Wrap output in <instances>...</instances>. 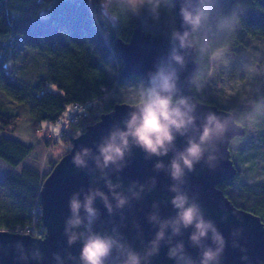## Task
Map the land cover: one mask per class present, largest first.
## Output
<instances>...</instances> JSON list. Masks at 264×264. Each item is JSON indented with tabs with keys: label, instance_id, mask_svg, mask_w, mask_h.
Instances as JSON below:
<instances>
[{
	"label": "water",
	"instance_id": "1",
	"mask_svg": "<svg viewBox=\"0 0 264 264\" xmlns=\"http://www.w3.org/2000/svg\"><path fill=\"white\" fill-rule=\"evenodd\" d=\"M176 16V31L183 34L189 32L185 47L179 46V40L172 35L146 33L137 26L128 41L116 40L124 78L132 74L139 75L144 86H151V79L161 68L166 72L174 71V98L189 97V103L195 105L193 126H189L185 136L176 134L173 145L166 155H150L135 145L129 137V148L123 159L107 167H98L95 158L99 156L98 145H101L111 132L125 129V121L129 119L135 103L116 102L110 111L102 113L98 120L86 126L72 140L70 150L54 165L51 172L43 179L39 190L41 205V222L45 233L34 236L7 229H0V264H80L79 252L81 242L78 240L68 245L64 233L65 220L69 217L68 201L72 193H80L79 199L89 189H98L107 197L112 207L107 211L99 196L94 198L93 207L98 215L91 228L94 233L106 235L123 245L118 249L113 246L112 255L106 264H117V257L123 258L130 249L140 254V264H199L200 252L204 246H211L210 238L200 241V246L189 240L194 231L180 226L178 235L172 233L171 225L164 228V238L159 241L157 250L151 255L150 241L155 238L160 224L176 216V209L171 199L177 193L184 194L188 203L199 205L205 220H211L224 239L223 252L210 264H264V223L259 215L244 210L224 194L220 185L233 179L237 173L229 143L246 132L245 126L237 121V110H225L210 103L198 100L191 87L194 72L198 68L196 46L191 38L192 29L182 26L179 9L182 4L195 5L197 0H172ZM180 55L183 64L172 59V55ZM208 112L215 113L225 122L227 131L222 140L215 141V146L206 145L204 158L194 164L193 171L184 169L179 180L170 176V162L174 154L186 147L189 137L199 135L200 125ZM82 148L90 149L85 156L86 166L76 167L72 159ZM209 155L215 158L206 159ZM160 163L162 168L155 165ZM102 164V160H101ZM114 187L109 189L108 184ZM175 187L177 192L171 191ZM113 193L126 199L122 207L116 206ZM187 206V205H186ZM155 217V219H150ZM224 217V219H222ZM75 231H84L83 227ZM210 237V233H209ZM183 244V250L168 258L170 248ZM20 245V246H18ZM54 254L58 259L54 258Z\"/></svg>",
	"mask_w": 264,
	"mask_h": 264
},
{
	"label": "trees",
	"instance_id": "2",
	"mask_svg": "<svg viewBox=\"0 0 264 264\" xmlns=\"http://www.w3.org/2000/svg\"><path fill=\"white\" fill-rule=\"evenodd\" d=\"M144 2L159 13L174 14L172 0L170 4L159 0V6L156 0ZM103 4L102 10L101 0H0V91L25 108L32 130H41L42 121L62 124L68 107L67 116L75 103L91 101L89 115L67 125L60 136L45 130L47 133L40 137L46 143L59 142L62 153L69 150L74 137L116 103L105 99L116 78L106 68L110 61L119 67L118 87L132 86L137 94L146 88L139 75L122 76L116 48L117 39L128 41L140 25L137 14L128 0H103ZM208 5L209 18L190 35L198 61L191 87L202 102L200 84L214 73L212 57L216 51L236 53L250 40L264 41V0H208ZM244 94L240 88L232 99L211 102L225 110H237L240 123L246 114L261 117L259 103L264 106V92L251 99ZM19 115L0 100V158L10 167L0 177V189L15 202L13 210L0 211V229L12 226L11 231L30 223L44 179L27 166L13 171L34 147L6 135L17 128ZM246 132L252 133L250 129ZM232 160L237 167L240 153L235 152ZM238 168L235 177L220 188L235 206L259 215L264 223V180L248 183ZM40 232L44 234L41 219L36 222L34 235Z\"/></svg>",
	"mask_w": 264,
	"mask_h": 264
},
{
	"label": "clouds",
	"instance_id": "3",
	"mask_svg": "<svg viewBox=\"0 0 264 264\" xmlns=\"http://www.w3.org/2000/svg\"><path fill=\"white\" fill-rule=\"evenodd\" d=\"M133 4H143L144 0H131ZM170 4L171 0H166ZM156 6H159V0H156ZM104 4L101 0V9ZM179 15L182 20V26L188 25L192 31L197 30L201 22L207 20L210 15L208 0H197L195 5L189 6L184 4L179 9ZM172 38L179 40V46L185 47L188 31L181 34L179 31L173 30ZM172 59L177 63L183 64V59L180 55H172ZM174 71L166 72L161 68L151 79V86L141 88L138 94L135 95V107L129 115V119L125 121L124 130H115L110 133L109 137L98 145L99 156L95 158V163L98 167H107L108 164H116L118 160H122L125 151L129 148V137L133 143L139 146L143 151L150 155L163 156L166 155L173 145L176 134L185 136L189 126H193L195 116L191 113L195 111V105L189 103L190 98L180 96L174 98L172 93L175 89ZM227 131L225 122L213 112H208L204 117V122L200 125L198 137L187 139L186 147L182 151L174 154L170 162V176L173 180H179L184 169L189 172L193 171L194 164L204 158L206 145L215 146V141L222 140ZM90 149L82 148L78 151L73 159V164L82 168L86 166L84 157L88 156ZM215 157L209 155L207 161L213 160ZM102 160V164H101ZM157 169L163 167L162 164L155 165ZM111 191L114 187L112 184L107 185ZM173 192L177 189L173 187ZM80 193L74 192L68 201L70 215L65 220L64 233L67 236L68 245L81 242L79 252L80 264H106V261L112 255L113 246L117 250L123 245L109 236L94 233L91 225L98 212L93 207L94 198L99 196L104 203L105 208L109 213L112 207L108 202L107 197L98 189H89L83 195V200L79 199ZM113 198L116 200V206L122 207L126 203V199L113 193ZM171 204L176 209V216L171 220H166L160 224L159 230L155 234V238L150 241L151 248L147 251V255H151L157 250L160 240L164 238V228L171 225L172 233L178 235L180 226L187 229L192 227L194 231L190 234L189 240L192 244L200 246V241L204 238H210L215 248L204 246L200 252L199 264H210L223 252L224 239L220 232L215 227L211 220H205L200 207L196 203H188V198L184 194L177 193L171 199ZM187 205V206H186ZM155 219V217H150ZM224 219V217H222ZM83 227L84 231H75ZM210 233V237H209ZM20 246V245H18ZM183 250V244H177L175 248H170L167 253L168 258L175 256L177 251ZM54 258L58 256L54 254ZM117 264H140V254L132 251L129 246V251L123 258L117 257Z\"/></svg>",
	"mask_w": 264,
	"mask_h": 264
},
{
	"label": "rangeland",
	"instance_id": "4",
	"mask_svg": "<svg viewBox=\"0 0 264 264\" xmlns=\"http://www.w3.org/2000/svg\"><path fill=\"white\" fill-rule=\"evenodd\" d=\"M128 1L139 20H141L140 17L142 16V14L140 16V11L148 15L147 19L140 21V28L146 33L171 35L173 30L176 29V16L174 14L159 13L145 4V2L143 4H133L131 0ZM212 59L215 64L214 73H211L207 79L201 82V89L199 88L204 102L212 103L211 101L213 100L221 102L232 99L240 88L245 91L244 97L249 99L259 96L260 92H264V90L260 91L261 87H264L263 40H250L244 49L236 53H231L227 50L216 51ZM106 68L110 74L116 75L112 89L106 94V102L111 99H114L115 102H136L135 95L137 93H135L134 87H118V70L111 61ZM51 87L53 89L56 88L54 84ZM0 100H4L12 111L20 113L17 119V128L14 131L6 132V135L34 146L31 153L13 171L17 173L23 166H27L44 175L45 179L57 161L70 150L72 145L68 147L69 150L66 153H62L59 142L52 144L48 140L49 142L46 143L45 139H40V137L46 132L45 130L48 131V134L52 132L58 137L61 135V130L67 126H63L59 122L42 121V129L36 132L29 125L25 108L21 109L18 103L3 95L1 91ZM89 103L91 105V101ZM259 105H262L261 117L253 118L247 114L242 116L241 122L245 126L246 131L250 129L252 133L245 132L244 135L235 137L229 143L232 159L235 152L240 153L241 161L237 168L240 167L238 168L240 176L248 183L264 180V106L263 103H259ZM70 110L71 108L68 107L65 117ZM65 117L61 119L62 122H64ZM2 134L3 132L0 130V136ZM9 168V165L0 158V177ZM14 208L15 202L8 197L6 191L0 189V211L8 212L10 211L9 209L13 210ZM5 228L10 230L9 228H12V226Z\"/></svg>",
	"mask_w": 264,
	"mask_h": 264
},
{
	"label": "built area",
	"instance_id": "5",
	"mask_svg": "<svg viewBox=\"0 0 264 264\" xmlns=\"http://www.w3.org/2000/svg\"><path fill=\"white\" fill-rule=\"evenodd\" d=\"M142 14V16H141ZM140 19H147L148 15L141 12L140 11ZM115 59V58H114ZM116 62V60H115ZM117 65V63H115ZM118 70V66H115ZM119 74V71H118ZM90 103L89 101H86L84 103H75L73 105V110L72 112L67 116V118L64 120V122L62 123L63 126H67L70 123H74L76 121H78L80 118L85 117L87 115H89L90 112ZM31 219H30V223L27 224L25 227H21L17 229V232L20 233H28V234H33L36 233V222L40 219V215H41V207L40 205L37 203L31 211ZM36 236H41V232L37 233Z\"/></svg>",
	"mask_w": 264,
	"mask_h": 264
},
{
	"label": "bare ground",
	"instance_id": "6",
	"mask_svg": "<svg viewBox=\"0 0 264 264\" xmlns=\"http://www.w3.org/2000/svg\"><path fill=\"white\" fill-rule=\"evenodd\" d=\"M83 132V131H82ZM81 133V132H80Z\"/></svg>",
	"mask_w": 264,
	"mask_h": 264
}]
</instances>
